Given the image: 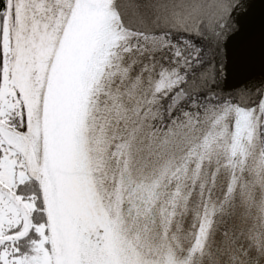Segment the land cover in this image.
Returning <instances> with one entry per match:
<instances>
[{
    "label": "snow or ice",
    "instance_id": "1",
    "mask_svg": "<svg viewBox=\"0 0 264 264\" xmlns=\"http://www.w3.org/2000/svg\"><path fill=\"white\" fill-rule=\"evenodd\" d=\"M250 0H0V264H264Z\"/></svg>",
    "mask_w": 264,
    "mask_h": 264
},
{
    "label": "water",
    "instance_id": "2",
    "mask_svg": "<svg viewBox=\"0 0 264 264\" xmlns=\"http://www.w3.org/2000/svg\"><path fill=\"white\" fill-rule=\"evenodd\" d=\"M250 28L248 32L237 38L235 46L245 48L250 56L247 70L241 76L229 81L231 87H238L241 80L250 74L259 76L264 71V0H250Z\"/></svg>",
    "mask_w": 264,
    "mask_h": 264
}]
</instances>
